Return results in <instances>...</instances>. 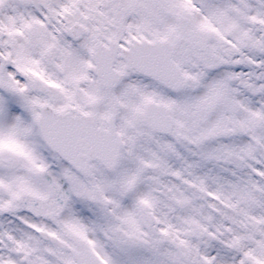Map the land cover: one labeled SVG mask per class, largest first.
<instances>
[{"label": "snow or ice", "instance_id": "1", "mask_svg": "<svg viewBox=\"0 0 264 264\" xmlns=\"http://www.w3.org/2000/svg\"><path fill=\"white\" fill-rule=\"evenodd\" d=\"M0 264H264V0H0Z\"/></svg>", "mask_w": 264, "mask_h": 264}]
</instances>
